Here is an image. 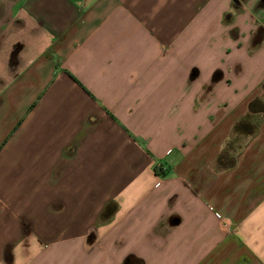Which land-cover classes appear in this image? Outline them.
I'll use <instances>...</instances> for the list:
<instances>
[{"label": "crops", "instance_id": "obj_1", "mask_svg": "<svg viewBox=\"0 0 264 264\" xmlns=\"http://www.w3.org/2000/svg\"><path fill=\"white\" fill-rule=\"evenodd\" d=\"M3 21L0 264H264V116L215 167L264 103V0H13Z\"/></svg>", "mask_w": 264, "mask_h": 264}, {"label": "trees", "instance_id": "obj_2", "mask_svg": "<svg viewBox=\"0 0 264 264\" xmlns=\"http://www.w3.org/2000/svg\"><path fill=\"white\" fill-rule=\"evenodd\" d=\"M264 116V103L258 99L252 100L248 105V113L239 122H237L232 130V139L226 144L223 151L215 160L216 169H230L234 165V154L236 151L232 149L233 142L238 138L251 137L257 129V119ZM155 171L159 169L154 168ZM116 209L115 204L107 203L100 213L99 220L105 221L113 215Z\"/></svg>", "mask_w": 264, "mask_h": 264}, {"label": "rangeland", "instance_id": "obj_3", "mask_svg": "<svg viewBox=\"0 0 264 264\" xmlns=\"http://www.w3.org/2000/svg\"><path fill=\"white\" fill-rule=\"evenodd\" d=\"M13 0H0V23H3L4 17L6 14V7L7 5L12 2ZM234 136H231V139ZM244 138H238L236 141L233 142L232 149L234 151H237L240 147V145L244 144ZM230 141V140H229Z\"/></svg>", "mask_w": 264, "mask_h": 264}, {"label": "built area", "instance_id": "obj_4", "mask_svg": "<svg viewBox=\"0 0 264 264\" xmlns=\"http://www.w3.org/2000/svg\"><path fill=\"white\" fill-rule=\"evenodd\" d=\"M159 169V168H158Z\"/></svg>", "mask_w": 264, "mask_h": 264}]
</instances>
